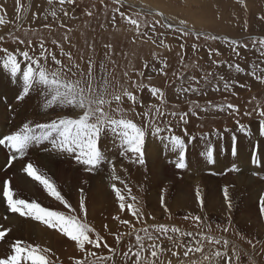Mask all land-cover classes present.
I'll list each match as a JSON object with an SVG mask.
<instances>
[{
	"label": "rangeland",
	"instance_id": "rangeland-1",
	"mask_svg": "<svg viewBox=\"0 0 264 264\" xmlns=\"http://www.w3.org/2000/svg\"><path fill=\"white\" fill-rule=\"evenodd\" d=\"M125 1L145 8L158 9L171 23L182 25L179 22L184 20L186 24L182 26L204 34H195L184 29L179 31L180 27L169 28L156 13L129 7L118 0H71V2L65 0L63 4H60L59 0H53L51 4L48 0H21L20 13L15 10V0H0V5L6 8V13L0 12V16L5 20V24L0 25V35L4 36V40L0 41V48H7L9 51L27 50L30 54H38L39 45L43 42L45 47L50 52H54L57 59L62 60L65 65L78 64L85 73L91 60L94 65L92 77L94 85L97 83L103 85L104 81H107L109 94L120 93L123 89L133 91L139 102L136 107L137 113H143L150 105H155L165 114L150 122L142 115L131 112L130 102L120 105V108L138 125L143 126L147 133L143 164L135 162L131 154H124L119 135L111 130L102 135L99 147L103 148L109 136L118 138L117 147L113 151L110 145L109 156L105 154L103 164L92 172L86 171L85 166L77 163L75 156L68 153H65L67 157L65 155L64 158L58 155L63 161L57 165L53 164L51 157L57 156L56 153L60 152L52 147L46 148L47 144L51 145L47 141L43 142L41 147L30 146L23 156L0 145L5 149V151L3 149L5 154L9 152L6 160L2 162L0 160L2 166L0 177L4 178L0 180V220L12 229L7 237L15 235L22 241L40 244L26 235H24L26 239L23 238L24 236L13 223L14 220H26L27 217H21L7 210L3 198V182H9L15 198L40 203L33 197L37 182L23 169L31 163L39 173L46 176L49 172H53L54 167L65 169L69 162L70 196L62 191L67 187L60 189L61 187L54 180L53 182L72 209L77 208L80 189L84 192L91 190V196L89 192L84 193L90 215L87 214L86 221L90 227L105 237L110 246H115L114 236L110 233L131 231L129 226L113 219L119 215L121 219L130 220L137 229L143 227L146 222L148 225H176L183 231L203 232L217 238L223 236L235 245L240 257L239 261L233 257V264H264V240L257 233L243 230L238 224L241 220L238 218L239 212L236 206L222 219L218 213L215 214L210 208L207 209L209 204L218 201L217 197L209 192L212 185L206 183L208 180H217L218 188L223 190L225 186L228 189L237 187L238 178L242 180L254 178L259 182L255 181L253 184L260 189V196H264V175L253 172L262 170L264 174V151L261 150L264 148L260 147V149L258 144L262 139L260 124L264 121V117L259 115V112L264 110V82L258 79L264 78V55H262L264 45L259 43L264 39V20L260 19L264 16V0ZM29 5H31L30 10L25 11ZM121 12L124 13V17H121ZM18 15L22 19L17 20ZM129 17L136 19L140 24V35L137 34L135 26L128 23ZM14 37L25 40V44H18L14 41ZM28 41H32L31 45L27 44ZM61 51L65 53L64 56L60 55ZM68 53L72 56L71 60L67 58ZM19 60L23 67L25 64L23 58L19 57ZM2 62L0 60V65ZM237 66L242 71H237ZM57 67L49 60L50 70L54 71ZM161 69L164 70L163 73ZM67 77L78 78L72 77L71 73H67ZM84 79L88 77L85 75ZM225 82L228 83L227 89L224 87ZM136 85L145 87L141 89ZM181 86L195 87L199 91L184 93L179 91ZM150 87L162 91L163 103L151 95ZM217 87L219 90H215ZM11 89H17L21 95L22 80L14 79L6 71L0 70V134L2 135V130L5 135L20 130L23 126L21 124L26 120L21 116L29 117V122L34 126L36 123L48 122L58 115L71 114L70 108L54 107L46 110L43 106L44 96L39 90H31L23 96V99H18L13 98ZM193 101L197 103L193 104ZM140 103L143 104V108L139 106ZM228 104L236 106L238 111L229 110L226 107ZM213 105L224 106V110L219 111ZM112 107L115 109L116 105ZM171 112H176L177 116L168 115ZM185 112L189 113L186 117L187 124L179 120V115ZM192 112L196 114L192 115ZM109 114L118 115L115 111ZM169 125L173 129L172 133L165 130L159 135H153L156 126L167 129ZM242 128L246 132L242 131ZM173 134L186 140V167L180 169L183 176L185 178L195 176L206 186L202 191L203 194L201 193L205 202L203 212L199 206L185 210L179 207L180 204H174L173 196L176 195L178 188H172L163 194L170 214L162 212L160 194H153L154 197L157 196L153 203L146 201L147 188L154 182L149 175L151 174L149 159L160 157L162 161L164 157H170L175 165L174 161L178 158L168 146L167 138ZM233 140L237 147L236 156L229 157L228 151L223 148H230ZM209 148L214 150V162L211 163L205 154ZM257 151L262 153L258 154ZM196 152L200 157L191 164L188 155ZM254 154H256V163L252 162ZM248 155L249 164L246 159ZM254 164L257 165V169L251 166ZM113 165L119 180L112 179ZM248 165L252 167L251 170L248 169ZM64 173L68 175V172ZM113 184L121 190L127 185L126 192L128 189L131 190V195L136 197L138 206L145 213L144 222L137 223L127 212L118 211L119 205L112 191ZM250 190H254V187L245 188L242 193ZM180 200L184 202L188 197L182 194ZM52 202L57 203L53 210L70 215L77 214L55 199H52ZM189 213L207 217L210 228L197 227L192 220H185L184 216ZM217 224L221 226L220 229L217 228ZM41 225L43 231L54 242L49 246L40 245L51 247L62 264H71L69 257L80 255L78 250L74 249L73 242L55 230ZM105 225L108 226L107 229ZM224 227H228L227 232L221 230ZM149 231L152 229L150 228ZM140 234L143 235L142 232ZM17 239L14 238L12 241ZM249 240L255 247L248 243ZM130 241L134 242V236L125 235L122 246H117L118 253L127 250ZM0 243L2 244L0 248L4 249L6 245L12 244L6 242V239ZM214 247L221 248V245ZM97 251L107 254V250L103 248ZM9 252L10 249L7 248V253ZM231 254L230 248L229 255Z\"/></svg>",
	"mask_w": 264,
	"mask_h": 264
},
{
	"label": "snow or ice",
	"instance_id": "snow-or-ice-1",
	"mask_svg": "<svg viewBox=\"0 0 264 264\" xmlns=\"http://www.w3.org/2000/svg\"><path fill=\"white\" fill-rule=\"evenodd\" d=\"M52 2L53 0H48L49 4ZM68 2H71V0H68ZM59 3L63 4L65 0H59ZM15 4L16 12L20 13L21 0H15ZM129 7H132V5H129ZM30 8L31 5L25 11L30 10ZM0 12L6 13V8L3 5H0ZM53 15L55 14L53 13ZM120 15L124 17L123 12ZM156 15L163 17L164 13L157 12ZM20 19L22 17L18 15L17 20ZM260 19L264 20V16H261ZM128 23L135 26L138 35L141 34L139 32L140 24L136 19L129 17ZM156 23H159V21H156ZM179 23L183 25L186 24V21L180 20ZM4 24L5 20L0 16V25ZM167 26L169 28L172 27L171 24ZM153 30H155L154 27ZM178 30L183 31V29ZM3 40L4 36L0 35V41ZM14 41L18 44H25V40L19 37H14ZM31 43L32 41L27 42L28 45H31ZM53 43L57 42L53 41ZM259 43L264 45V39H261ZM57 46L59 45L57 44ZM0 54H2L0 60L3 61L2 65H0V70L6 71L14 79L19 78L22 80L23 91L18 99H23L24 95L36 89L44 96L43 106L46 110L54 107L71 109V114L58 115L56 118H51L48 122L36 123L34 126L30 122L24 123L19 131L0 138V145L9 148L13 153H19L23 156L30 146L47 141L59 152L74 155L77 163L85 166L86 171L92 172L105 160L99 143L102 135L111 130L119 135L124 154H131L135 158V162L144 163V143L147 133L143 126L138 125L120 108V105L130 102L131 112L136 115H142L143 118L149 119L150 122L165 115L160 108L150 105L147 111L137 113L136 107L139 102L133 91L123 89L120 93L109 94L107 81H104L103 85L99 83L93 84L94 65L91 60L88 62L87 73H85L78 64L65 65L62 60L57 59L54 52H50L45 47L43 42L39 45L38 54H30L29 51L20 49L9 51L7 48H0ZM60 55L64 56L65 53L61 51ZM19 57H22L25 62L23 67ZM67 58L69 60L72 59L70 53L67 54ZM49 60L58 66L56 70L53 71L48 68ZM160 71L164 72L163 69ZM237 71H242V69L237 66ZM67 73H71L72 77L78 78H68ZM85 75L88 79H84ZM221 79L223 78L221 77ZM258 79L264 82V78ZM136 87L142 89L145 86L136 85ZM224 87L225 89L228 88L227 82H225ZM149 90L152 96L160 99L161 103L164 102L163 93L159 88L150 87ZM215 90H219V88L217 87ZM179 91L196 93L199 89L191 86H181ZM196 103V101H193V104ZM209 104L211 105V102ZM113 105H116L115 109H113ZM139 106L144 107L142 103ZM213 107H217L219 111L224 110V106L213 105ZM226 107L229 110L238 111V108L232 104H228ZM111 111L117 112L118 115H110ZM191 114L195 115L196 113L192 112ZM168 115L176 117L177 113L171 112ZM188 115L189 113L187 112L180 114L179 120L187 124L186 117ZM259 115L264 117V110H261ZM165 130L169 133L173 132L170 125L167 129L156 126L153 129V135H159ZM241 130L246 132L243 128ZM260 132L261 135H264V121L260 124ZM167 139L170 151L178 157L174 161L175 167L177 169L185 168L186 140L174 134ZM213 153L214 150L212 148H209L205 153L210 163L214 162ZM233 154L235 155V148L233 149ZM252 162H257L256 154L253 155ZM23 171L42 185L49 196L77 214H66L62 211L44 207L36 201L29 202L25 199L15 198V193L10 188L9 182L4 181L3 198L6 201L7 210L11 213H17L21 217H27L39 222L48 229L55 230L61 236L72 241L74 248L78 250L80 255L78 257H69L71 264H233V257H235L236 261L240 259L235 245L231 244L223 236L217 238L212 235H206L203 232L183 231L176 225L146 224L144 222L145 213L138 206L136 197L131 195V190L128 189L127 192H123L115 184L112 185V191L119 205L118 211L121 213L127 212L137 223L144 222V226L137 229L130 220L121 219L119 215L113 217V219L119 220L120 224L129 226L131 231L128 233H110L115 240V246H110L105 237L93 227H90L86 221L88 208L83 189H80L79 192L80 199L77 208L72 209V206L57 189L55 183L39 173L31 163H28ZM115 172L116 169L113 165L112 179L119 180L120 178ZM125 188H127V185H125ZM195 197L201 212H203L204 200L198 188L196 189ZM223 197L230 212L233 205L227 186L223 189ZM160 205L164 213L170 214L163 195L160 197ZM258 207L259 214L264 216V196L260 197ZM152 219L155 218L152 217ZM184 219L192 220L197 227L210 228L207 223V217L189 213L184 216ZM216 226L218 229L221 228L219 224ZM104 227L105 229L108 228L107 225ZM150 228L152 231H149ZM221 230L227 232L228 227H224ZM11 231L10 227L0 223V242L4 241ZM141 232L143 235L140 234ZM125 235L134 236V242L130 241L127 245V250L118 253L117 246H122ZM248 243L252 244V241L249 240ZM216 245H221V248H215L214 246ZM252 246L255 247L254 244ZM101 248L106 249L107 254H101L97 251ZM230 248L231 255H229ZM0 264H62V262H60L59 256L56 255L51 247L17 239L10 245L9 253L0 255Z\"/></svg>",
	"mask_w": 264,
	"mask_h": 264
},
{
	"label": "bare ground",
	"instance_id": "bare-ground-1",
	"mask_svg": "<svg viewBox=\"0 0 264 264\" xmlns=\"http://www.w3.org/2000/svg\"><path fill=\"white\" fill-rule=\"evenodd\" d=\"M122 2H126V1L122 0ZM130 4L131 3H129V5ZM131 5H133V4H131ZM11 93H12L13 98H18L20 96L17 89H11ZM14 112H16V111H14ZM0 115H1V109H0ZM21 118H26V120L24 121L25 123L26 122L28 123L30 120L29 117H27V116H21ZM21 118H20V120H21ZM1 124H2V122H1ZM21 125H23V124H21ZM2 131H3V135L0 134V138H2L5 135L4 130H2ZM261 137H262V139L260 140V142H258L259 148L260 147L264 148V135H261ZM117 143H118V138L109 136L107 138V143L103 146V148H100L103 155L108 154L107 156H109L111 149L113 148V151L116 149ZM42 145H43V143L38 144L37 147H41ZM110 145H111V149H110ZM233 145H235V147H232ZM32 146H35V145H32ZM46 146H47L46 148L52 147V145H48V144ZM4 148H7V147H4ZM4 148L2 146L0 147V160H1V162L3 160H6V157L9 153L8 152L5 154ZM234 148H235V153H236V148H237L236 142H234V140H233L230 148H223V150L228 151L229 157H235L236 155H234L232 153ZM3 149H4V151H3ZM254 150H256V148H254ZM261 150L264 151L263 149H261ZM262 151H260V152L257 151V152L259 154V153H262ZM247 152H248V150H247ZM247 152H246V154H247ZM56 154H57V156L51 157V162L55 165H57L63 161V160H60V157L58 155H61L62 158H64L66 155L65 153H62V152L56 153ZM200 156H201V151H200ZM200 156L197 154V152H196V154H189L188 155L189 162L191 164L195 163L196 159ZM66 157H67V155H66ZM246 159H247V164H249L250 156L248 155L246 157ZM24 163H25V161H23V164ZM149 163H150V168H151V174H149V175H150V177L153 178L154 182H153L152 186H148V188H147L148 192L145 195L147 202L153 203L152 201L157 198V196L156 197L153 196L154 193L163 195V194L167 193L172 188H178L176 195L173 196L174 197V200H173L174 204H176V205L180 204L179 207H181V209L184 208L185 210L197 208L199 206L197 201H196V197H195L196 189L198 188L200 193H202V191H204L206 188L205 184H203V182H201L199 178H197L195 176H192L190 178H185L183 176L182 171L180 169H176V167L173 164V162L171 161L170 157H164V159L162 161H161L160 157H153V158L149 159ZM251 166L253 168H256V169L258 168L256 164L251 165ZM0 167H2V166H0ZM160 167H163V168H160ZM252 167H250L248 165L249 170H251ZM236 171H238V169H236ZM236 171H235V174H236ZM64 172H66V173L68 172V175L65 174ZM253 172L261 173L262 175H264L262 170H255ZM70 174H71V168H70L69 162H67L65 169L54 167L53 172L52 173L49 172L46 175V177L48 179H50L51 181L54 180V182L57 183V185L59 187H61L60 189L67 187V189H62V191H65V195L70 196V194H71V189H70L71 176H70ZM232 175H234L233 172H232ZM0 180H4V178L0 177ZM255 181L259 182L258 180H255L254 178H250V180H245V179L242 180L241 178H238V184L239 185L237 187L229 188L228 193H229V197L231 199V203H232L233 207L236 206L237 210L239 212L238 218L241 221L238 222V224L243 227V230L248 231V232H253L255 234L257 233L264 240V218H263L264 216H261L259 214V207H258V202H259V199L261 197L260 196V189L258 187H255V185L253 184ZM206 183L209 185H212V188L209 190V192L212 193L214 196H216L217 201H218V202H215L213 204H209V206H207V209L210 208V210H213L215 214L218 213L219 214L218 216L222 219L224 216H226L227 214H229L232 211L233 207H232L231 211L229 212L227 209L224 197H223V190H220L218 188L219 182L217 180H208ZM251 187H254V190H250V191H246V192L242 193L243 189L251 188ZM125 189L126 188L123 187L122 191L126 192ZM34 190H35V194L33 197L37 201L40 202L39 204H41L44 207L50 208L52 210L55 209L54 205L56 207L57 203L55 204L52 202V199H54V198H52L51 196L48 195V193L44 190L42 185H40L37 182L35 187H34ZM85 192H89L90 196L92 195L91 190L85 191ZM182 194L186 195L188 197V200L182 202L180 200ZM0 197H1V195H0ZM71 198H74V196L73 197L71 196ZM52 203H53V205H52ZM162 212H163V210H162ZM0 223H3V222L0 220ZM13 223L17 226L18 230L22 233V236L26 235V237H28L30 239H35L38 241V243L45 245V246H49L51 244V242H54L50 238V236H48L43 231L42 225L39 222H36L34 220L27 218L26 220H21V219L14 220ZM93 225L95 226L94 223H93ZM13 237L15 239L18 238L17 236L12 235L10 237H6V242L13 243L15 241V240L12 241V239H14ZM23 238H25V236ZM0 246H2L1 243H0ZM7 248L10 249V245L9 246L6 245L5 249L3 247L0 248V255L7 253Z\"/></svg>",
	"mask_w": 264,
	"mask_h": 264
},
{
	"label": "water",
	"instance_id": "water-1",
	"mask_svg": "<svg viewBox=\"0 0 264 264\" xmlns=\"http://www.w3.org/2000/svg\"><path fill=\"white\" fill-rule=\"evenodd\" d=\"M120 2H122V0H118ZM122 3H125L127 5H129V2H122ZM131 5V4H130ZM132 7L138 9V10H141V11H144V12H148V13H157V12H161L160 10L158 9H150V8H145V7H141L140 5H135L133 4ZM163 21V23L165 25H168V24H171L172 27H180L181 29H184V30H187V31H190L192 33H195V34H204L203 32H197L193 29H190V28H187L185 26H182V25H178V24H175V23H171L170 21H168V19L166 18V16L164 15L163 17H160Z\"/></svg>",
	"mask_w": 264,
	"mask_h": 264
},
{
	"label": "crops",
	"instance_id": "crops-1",
	"mask_svg": "<svg viewBox=\"0 0 264 264\" xmlns=\"http://www.w3.org/2000/svg\"><path fill=\"white\" fill-rule=\"evenodd\" d=\"M18 108H19V106H18Z\"/></svg>",
	"mask_w": 264,
	"mask_h": 264
}]
</instances>
